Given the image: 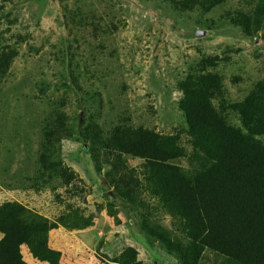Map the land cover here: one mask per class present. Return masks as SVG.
<instances>
[{
	"label": "rangeland",
	"instance_id": "obj_1",
	"mask_svg": "<svg viewBox=\"0 0 264 264\" xmlns=\"http://www.w3.org/2000/svg\"><path fill=\"white\" fill-rule=\"evenodd\" d=\"M190 79L215 85V109L247 133L233 105L264 82V0H0V205L56 222L65 264L129 253L130 264H178L158 236L179 234L178 221L150 192L144 160L95 159L84 135L176 136L175 162L194 172ZM200 264L227 259L207 249Z\"/></svg>",
	"mask_w": 264,
	"mask_h": 264
},
{
	"label": "trees",
	"instance_id": "obj_2",
	"mask_svg": "<svg viewBox=\"0 0 264 264\" xmlns=\"http://www.w3.org/2000/svg\"><path fill=\"white\" fill-rule=\"evenodd\" d=\"M204 2L215 5L219 0ZM196 81L181 85V108L197 162L194 172L175 162L185 155L176 136L128 127L107 139L100 130L88 129L85 139L91 141L95 159L107 150L106 154L144 160L150 192L178 221L179 234H158L178 264H200L207 249L226 257L227 264H264V144L258 139L264 135V82L233 105L245 133L215 109L211 98L215 85ZM58 227L19 202L1 204L0 264H28L22 245L41 262L63 264L62 252L49 245V233ZM127 255L107 264H130L135 255Z\"/></svg>",
	"mask_w": 264,
	"mask_h": 264
},
{
	"label": "crops",
	"instance_id": "obj_3",
	"mask_svg": "<svg viewBox=\"0 0 264 264\" xmlns=\"http://www.w3.org/2000/svg\"><path fill=\"white\" fill-rule=\"evenodd\" d=\"M57 232V229H54L52 231H50L49 233V245L56 249V250H59L62 252V249H61V245H57L55 243H53V238L55 236ZM3 236V235H2ZM2 236H0L2 238ZM0 238V239H1ZM21 252H22V255H23V258L24 260L28 263V264H47L45 262H41L40 260L36 259L32 253L30 252L29 248L27 247V245H22L21 246ZM62 263L65 264V261H64V254L62 255V259H61Z\"/></svg>",
	"mask_w": 264,
	"mask_h": 264
}]
</instances>
